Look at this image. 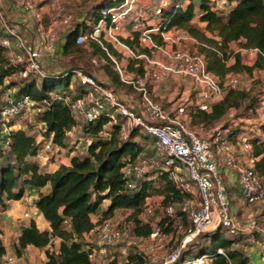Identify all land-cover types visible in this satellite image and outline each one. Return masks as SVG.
<instances>
[{"label": "built area", "instance_id": "1", "mask_svg": "<svg viewBox=\"0 0 264 264\" xmlns=\"http://www.w3.org/2000/svg\"><path fill=\"white\" fill-rule=\"evenodd\" d=\"M182 1L184 0H123L111 8L102 7L98 19L87 29L79 31L76 36L78 45L97 43L107 52L120 81L140 93L135 107H129L119 100L114 89L99 81L93 74L74 69L71 72L79 80L84 94L77 98L63 92L52 94L54 100L62 101L69 107L77 122L88 124L101 117L112 119L113 113H117L128 120L133 128H138L145 135L154 138L158 156L129 162L123 169L127 188L137 189L138 184L147 179L150 170L157 169L169 172L175 189L183 197L181 201L164 205L163 216L160 217L156 216L159 205L156 206L146 198L137 219L141 226L151 227L148 236L136 235L135 222L130 219L134 209L124 216L125 219H98L90 233L92 240L87 245L89 259L93 264H103L110 254L111 247L133 237L144 244L141 254L143 264H213L214 256L211 254L195 255L185 261H180V258L187 245L198 236L217 231L226 232L234 239L232 249L246 253L254 251L260 258V264H264V226L253 216L239 220L232 212L227 187L216 159L217 153H222L225 164L236 170L240 194L247 205L263 202L264 176L255 168L259 158L253 154L252 138L242 133L233 141L227 136L228 132L219 130H214L206 136L200 135L179 117L186 115L185 107H180L178 115L172 117L151 96L146 78L130 72L105 46V42H109L128 58L144 60L156 83L164 81L168 75L190 78L199 90L197 110L210 112L213 105L223 98L225 88H242V78L229 74L223 86L207 69L204 56L190 51L187 47L190 41L196 44L197 41L187 31L178 27L166 29L161 16L165 10L182 6ZM207 1L223 19L228 16L234 5L229 0ZM15 2L20 10L33 13L37 19H41L36 0ZM58 2L51 0V7L56 9L51 29L32 43L12 25L0 5V49L4 51L8 64L18 70L15 74L18 78L40 79L46 75L43 64L45 57L55 63L61 60L60 49L66 38L57 34L56 27L62 26L68 34L75 29V22L72 14ZM125 26H130L132 33L137 36L138 47L124 43L121 32ZM155 36L162 39V44L158 43ZM139 48L146 51L141 52ZM245 51L250 55L257 53L254 49ZM156 54H159V57H156ZM91 63L100 66L105 64L106 60L93 57ZM13 93L12 88H7L1 97L0 126L5 135L17 128L16 123L10 126L9 122L19 120V117H23L28 111L34 114L42 113L49 106L47 100L39 102L29 95L15 99ZM39 124L40 133L43 134V124ZM111 137V128L104 126L100 138L107 140ZM9 142L8 139L6 144ZM54 148H57L58 152L61 151L51 139L42 141L38 157L41 152H49ZM237 148L241 152L251 153L240 160L235 156ZM24 217L32 218L28 211L24 212ZM163 219L166 222L161 224ZM167 227H171L172 232L166 233ZM175 229L183 233L184 238L166 258H162L160 252ZM218 254L227 257L223 248L218 249ZM16 261L15 254H5L0 258V264H16Z\"/></svg>", "mask_w": 264, "mask_h": 264}, {"label": "trees", "instance_id": "2", "mask_svg": "<svg viewBox=\"0 0 264 264\" xmlns=\"http://www.w3.org/2000/svg\"><path fill=\"white\" fill-rule=\"evenodd\" d=\"M188 1L186 7L179 6L165 10L161 21L166 29L178 27L187 31L197 41V53L204 56L207 69L223 86L229 74H246L253 77L256 71L264 70V0H229L234 5L224 19L211 8L207 0ZM122 2L123 0H107L92 9L88 19L94 22L98 19L102 7ZM197 9L200 11L199 19L203 23V28L193 23ZM75 26V29L66 36L64 54L79 53L83 50V47L76 43V36L84 24ZM155 38L162 44L160 37L155 36ZM123 41L131 47H138L136 39L134 41L123 39ZM233 43H238L241 49L257 51L252 65L243 62L240 51L231 50ZM105 46L119 61L121 57H125L111 43L105 42ZM90 48L93 54L106 60L103 65L104 71L111 75L115 82H119V76L112 69L113 62L107 52L97 43H90ZM128 60V65H123L130 72L143 76L145 61L132 58ZM17 71L8 64L4 51L0 49V101L4 90L16 86L18 88L13 93L15 99L29 95L39 102L47 100L49 106L42 113L34 114V122H42L44 127L42 141L51 139L55 146L67 147L69 132L78 125V122L72 116L69 107L62 101L54 100L52 94L63 92L77 98L84 94L83 87L80 85L76 89L71 88L73 76L71 70L61 74H46L40 79L30 77L19 78L18 82L7 81ZM64 78L66 81L63 89L56 91L57 84ZM256 101L250 90L225 88L223 98L213 105L210 112L198 110L195 113L193 124L203 123L205 127H213L230 110L238 109L242 105H245L246 109H251L255 107ZM109 120L110 118L101 117L94 123H83L81 128L83 133L92 139L86 147L85 154L73 156L70 165L62 164L54 172L41 171L40 165L32 161V158L40 153L42 141L38 142L30 133L28 124L13 129L7 135L0 126V157L6 156L5 162L0 163V206L4 208L6 201L23 199L27 186L36 189L50 187L49 191L40 192L33 202L49 222L50 228L41 230L36 220L31 219L28 225L21 228L18 243L15 245L17 256H21L28 246H34L46 249L45 264H93L89 259L88 243L84 241V235L93 231L95 222L92 220V215L100 212L105 201H109V205L102 211L99 220L112 218L119 209L132 208L134 214L130 219L135 222L136 235H149L151 227L141 226L137 219L148 197L149 185L145 179L138 184L137 189H128L127 178L123 171L129 162H136L143 152L142 146L134 141L138 133L137 128H133L128 137L122 139L121 125L114 124L111 127L112 137L104 140L100 138V134ZM15 123L16 120H13L9 125ZM262 129L264 131V126ZM228 136L231 139L229 133ZM8 139L10 142L6 144ZM252 144L253 154L259 158L255 168L262 174L260 166L262 162L264 163V144L258 139L253 140ZM159 178L166 194L163 205L183 199L175 189L169 172H161ZM165 222L163 219L161 224ZM165 232H172V228H165ZM220 233L217 231L198 236L187 245L180 261L195 255L211 254L214 256L213 264H249V257L243 250L230 248L234 243L232 237L229 236V239L221 245L213 246V240L218 238ZM55 239H59L60 244L57 250L52 251L49 247L53 245ZM219 248L225 250L227 257L218 254ZM5 254L6 248L0 237V258ZM136 259V256H130L129 262H134ZM135 264H143V260Z\"/></svg>", "mask_w": 264, "mask_h": 264}, {"label": "crops", "instance_id": "3", "mask_svg": "<svg viewBox=\"0 0 264 264\" xmlns=\"http://www.w3.org/2000/svg\"><path fill=\"white\" fill-rule=\"evenodd\" d=\"M42 0H36L37 6H38V12L41 14V19H37L36 16L33 13H28L23 10H20L16 6L15 0H0V5L3 7V10L7 14L9 20L11 21L12 25L18 28L19 32L24 36V38L29 42H35V40L39 39L42 35H45L48 33V30L51 29V26L53 24V14H51L50 6L48 4L44 5L43 7H39V4L41 3ZM47 1V0H46ZM155 20H158V18H155ZM93 22L87 18H79L77 22H75V25L77 24H84V26L79 30L82 31L84 29H87L90 24ZM43 26V27H42ZM56 27V26H55ZM76 27V26H75ZM56 32L60 37H65L66 38V31L65 29L60 26L56 27ZM121 35L123 36V39L126 40H135L136 35L132 33L130 26H125L123 31L121 32ZM137 40V39H136ZM64 43V42H63ZM190 43V42H189ZM188 43V44H189ZM62 44V41H61ZM187 44V45H188ZM89 44L83 45V48L88 47L89 52L91 53V48L89 47ZM60 52L62 54L61 60L59 62H51L47 57L44 59V70L46 74H61L65 72L66 70H80L84 72L86 70L90 71L87 73L93 74L99 81L106 83L110 85L114 91L115 94L117 95L118 99L124 102L127 106L129 107H135L136 104L138 103V100L140 99V93L136 91L134 88L131 86L123 84L120 79L119 82H115L111 75H109L107 72L102 69L100 71L98 68L105 64H101L98 67H94L90 65L91 59L93 57L99 58V55L95 54H90L91 59L90 62L87 60L84 54H78L76 52H69L68 54H64V44L61 45ZM139 50H141L139 48ZM245 51V49H239ZM237 50V51H239ZM247 52V51H245ZM124 55V54H123ZM126 56V55H125ZM156 57H159V54H156ZM250 58L252 61H255L256 54H251ZM121 63L124 65H128V58L126 60L121 57L120 59ZM92 64V63H91ZM112 69L114 70L113 66ZM144 77L146 78L147 81V87L148 90L150 91L151 96L154 98L156 102H158L172 117L178 115V109L180 107H185L186 108V115H179L181 120L188 124L192 129H194L197 133L200 135L206 136L210 134L214 130H218V124H215L213 127H205L203 123H196L193 124V117L195 113L198 111L196 106L198 104L199 100V90L196 84L188 77L186 76H181V75H168L164 81L160 83L154 82L152 78V74L149 70V67L144 64ZM115 71V70H114ZM117 75V74H116ZM17 76L13 75L10 77L7 81H16ZM18 86L13 87V90H16ZM73 91V90H72ZM113 118L108 121L107 124H105V127H112L114 124H119L121 125V134L125 133L129 130V132L133 129L131 126L130 122L126 120L125 118H122L120 115L117 113H113ZM131 128V130L129 129ZM79 125H77L71 132H69V139L67 144L70 141V138L73 137L75 134L80 132ZM227 130V129H226ZM137 135L134 139V141L138 142L140 146L143 148V152L139 156L137 161H141L144 157H149V158H155L158 156L156 146H155V140L152 139L151 137H148L145 135L140 129L137 128ZM78 135V134H77ZM87 144L81 146L82 149H85L87 145L91 142V137L87 134H85ZM38 138H43V135L39 132L38 133ZM41 141V140H40ZM39 141V142H40ZM76 142V145L73 149L79 148L80 147V142ZM61 151L63 152L62 155H64V151H66V147H60ZM57 151V148H54ZM53 149V150H54ZM72 149V148H71ZM57 151V153H60ZM77 154L76 151H71L70 156H65V159H62L57 161L58 159L55 158V155L52 156L50 160V164L48 165V169L43 168L45 167V164L41 161L43 157H35L32 158V161H37V163L40 165L41 171L44 172H54L56 171L60 165L65 164V165H70L71 159L73 156ZM61 156V155H59ZM63 157V156H62ZM240 160H242V157H239ZM40 159V160H39ZM47 158L44 159V161ZM217 162L219 163L221 173H222V178L225 182V185L227 187L228 195L229 191H231V187L237 188V191L240 193V188L238 186V175L235 169L228 167L225 162H224V155L222 153H217L216 155ZM45 169V170H44ZM162 171L157 170V169H152L150 170V173L147 176V184L149 185L151 181L154 179L159 178V174ZM161 181V180H160ZM160 187H162L163 183L162 181L160 182ZM230 188V190H229ZM50 190V187L47 186L42 189H36L32 188L30 186L26 187V193L23 199L19 201H6V207H1L0 206V214H1V221H0V237L2 239V242L6 248V254H15L17 261L16 264H40L41 261L45 264L46 262V255H45V250L46 249H39L34 246H28L21 254V256H17L15 253V245L18 243V238L21 233V228L25 225H28L29 223L24 224L23 226H20L19 223V217L22 215V212H25L29 209L30 215L32 219L36 220V223L38 227L41 230H48L50 228L49 222L45 220L43 215L39 212V210L33 205L34 200L38 197L40 192H47ZM232 199L238 198L237 195L231 194ZM241 195V194H240ZM159 199L161 198L164 200L166 194L164 192L160 193ZM156 197L152 194V192H148V199L151 200L153 203L154 199ZM107 204H103L101 207L100 212L93 214L92 215V220L96 222L101 214L102 211H104L107 208V205H109V201H106ZM106 205V206H105ZM232 207V205H231ZM14 208V209H13ZM132 208H122L117 210L115 215L112 217L115 219L118 214L120 213H125V216L129 215L132 212ZM251 211V210H250ZM232 212L235 214L236 210L232 209ZM246 212V211H245ZM264 213V212H263ZM20 215L18 217V215ZM161 213L159 210V207L156 209V216L160 217ZM248 216H252V212L248 213L246 212L244 215V218L239 219L243 220ZM263 221V226H264V216L262 217ZM42 224V225H41ZM92 240L91 234H85L84 235V241L85 242H90ZM13 243V244H12ZM15 244V245H14ZM55 248H59L60 240L55 239L54 240ZM245 252V251H244ZM111 253V252H110ZM246 253V252H245ZM247 256L249 257V264H260V258L258 254L254 251H249V253H246Z\"/></svg>", "mask_w": 264, "mask_h": 264}, {"label": "rangeland", "instance_id": "4", "mask_svg": "<svg viewBox=\"0 0 264 264\" xmlns=\"http://www.w3.org/2000/svg\"><path fill=\"white\" fill-rule=\"evenodd\" d=\"M58 1H59L58 3L60 4V6L62 8L68 10V12L70 14H72L73 21L77 22L79 20V18H87L88 19L90 16L89 12L92 11V9H95V7L97 5H100L104 2H106L107 0H58ZM46 4H48L50 6L51 14H54L56 12L55 11L56 9H53L51 7V5H50L51 0H47V1L42 0L41 3L39 4V7H43ZM188 4H189L188 0L182 1V6L186 7ZM108 7L111 8L113 6H108ZM199 17H200V11L197 9L195 11V17H194L193 23L198 25L200 28H203V23H201ZM187 47L192 52L198 51L197 44L194 41H190V43L187 45ZM239 49H241V48L239 47L238 43H233L231 45V50L237 51ZM239 51L241 52L242 60L245 64L252 65L254 63V61H252V59L250 58V53L245 52L243 50L242 51L239 50ZM88 52H89V50L87 47V49L83 48V50L81 52H79L78 54H84L85 55V53H86V55H85L86 57H84V58H86L90 62V59L92 56V55L90 56V54H92V52L91 53H88ZM123 58L126 60L127 57L125 56ZM90 65L93 66L91 64V62H90ZM95 67H98V66H95ZM98 69L100 71H102L103 67L100 66ZM84 72H86V70ZM87 72H90V71H87ZM239 76L242 78V83H243L242 89L245 91L250 90L252 92V95L254 96V98L257 100L255 107H253L251 109H246L245 105H242L238 109L230 110L229 113L226 116H224L220 120V122L217 123L219 125L218 130L220 132H223V133L228 132L230 134L231 139H233V140H236V138L239 135H241L242 133L243 134L245 133V135H248V136H250V138H252V141L258 139L260 142H262L264 144V131L262 129V126H264V70L256 71L253 77H250L249 75H246V74H239ZM17 80L19 81L20 79L17 78ZM65 81H66V79L64 78V80H62V82H59L57 84L55 90L60 91L61 89H63ZM71 81H72V85L75 89L80 86V82L77 79L76 75L73 74V76L71 77ZM0 105H1V101H0ZM24 124L29 125V128L31 129L30 133L33 136H35L36 140L39 142L41 140L40 138H38V133L40 132V126H39L40 124H39V122H34V113L32 111H28L27 114H24V116L21 118L19 117V120L16 121V126L18 128H20L22 126L24 127ZM78 125H79V128H82L83 122L79 121ZM129 129L131 130V128H129ZM226 129L228 131H224ZM130 132L128 130L125 133H122V134L120 133V137L122 139H125L128 137ZM77 134H75L73 137L70 138V141L66 147V151H64V155H62L63 152L57 153L56 149L51 150L49 152H46V151L41 152V157H43L41 163L43 162L45 164V167H43V168L48 169V165L50 164L49 162H50L52 156H54V155H55V158L58 159L57 161H59V162H60V160L65 159V156H70V152L73 150L77 152V154H75V155L83 156L86 151H85V149H82L81 146L87 144V140H86L85 134L83 133L82 129H80V132H78ZM75 141L80 142V147L73 149L76 145ZM40 149H42V145L40 146ZM250 153L251 152H248V151L241 152L237 148V150L235 152V156L236 157L241 156V157L246 158ZM59 155H61V156H59ZM263 157H264V154H263ZM45 158H47V159L44 161ZM148 158H149L148 156L144 157L142 159V161L145 159L147 160ZM5 160H6V156L0 157V163L5 162ZM245 166H246V163H245ZM260 168H261V172H263L262 174L264 176V163L263 162L261 163ZM160 182L161 181L158 178L151 181V183L147 187V191L152 192V194L156 197L154 199V202H155L154 204L156 206L159 205L160 213L163 216V206L164 205H162V199L161 198L159 199V196H158L160 193L164 192L163 186L160 187V184H161ZM229 190H230V188H229ZM231 194L237 195L238 198H236L235 200L232 199ZM228 196H229L230 203L232 205V209L236 210L235 215L237 216L238 219L244 218V215L246 212H248V213L252 212V216L255 219L259 220V222L261 224H263V221H262L263 218L262 217L264 216V213H263L264 212V201L261 203H258V204H254V205H247L245 203V201L242 199V196L240 195V193L237 191V188H235V187H231V191H229ZM103 204H107L106 201ZM107 207H108V205H107ZM27 211L30 213L29 209ZM19 216L20 215H18V217ZM124 216H125V213L123 212V213L118 214V216L115 219H117V220L119 218L125 219ZM31 219L32 218H28V219L25 218L24 212H22V215L19 217L20 226H23L24 224L29 223L31 221ZM209 233H212V232H209ZM228 237L229 236L226 232H221L220 235L218 236V238L213 240V246L221 245L225 240L229 239ZM183 238H184L183 233L178 232V230L175 229L173 232V235L169 237V240L164 245L162 252H160V256L162 258H166L170 254V252L178 246L180 240ZM143 246H144V244L142 242L138 241L137 239H135L134 237L132 239L126 241V242L119 244V245H115V246L110 248L111 253L107 256L106 261L103 264H111V262H114V261H116L117 264H135L136 262L138 263L141 260H143L141 257ZM229 246H230V244L228 245V247ZM230 248H233V244H231ZM49 249L52 251L57 250L55 248L54 243L52 246L49 247ZM123 251H125L126 253H123ZM130 256H136L137 259L134 262H129ZM143 262H144V260H143ZM40 264H44L43 261H41Z\"/></svg>", "mask_w": 264, "mask_h": 264}]
</instances>
